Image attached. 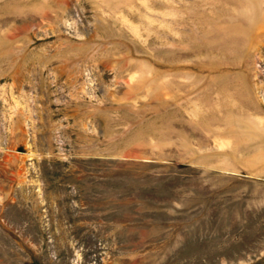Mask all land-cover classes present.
I'll return each mask as SVG.
<instances>
[{
	"label": "rangeland",
	"instance_id": "374dc122",
	"mask_svg": "<svg viewBox=\"0 0 264 264\" xmlns=\"http://www.w3.org/2000/svg\"><path fill=\"white\" fill-rule=\"evenodd\" d=\"M0 264H264V0H0Z\"/></svg>",
	"mask_w": 264,
	"mask_h": 264
}]
</instances>
